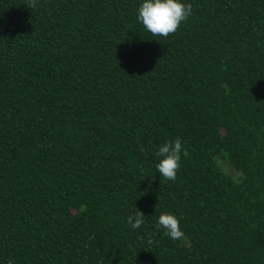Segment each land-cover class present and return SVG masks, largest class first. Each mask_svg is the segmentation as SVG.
Instances as JSON below:
<instances>
[{
    "label": "trees",
    "instance_id": "1",
    "mask_svg": "<svg viewBox=\"0 0 264 264\" xmlns=\"http://www.w3.org/2000/svg\"><path fill=\"white\" fill-rule=\"evenodd\" d=\"M181 2L0 0V264H264V0Z\"/></svg>",
    "mask_w": 264,
    "mask_h": 264
},
{
    "label": "clouds",
    "instance_id": "2",
    "mask_svg": "<svg viewBox=\"0 0 264 264\" xmlns=\"http://www.w3.org/2000/svg\"><path fill=\"white\" fill-rule=\"evenodd\" d=\"M36 4L37 0H29L28 7L35 8ZM191 14L192 5L182 3L181 0H143L137 19L153 35L167 38L170 34H175L181 23ZM182 152L185 157L188 155L179 137L162 144L156 152L158 157H162L156 168L166 181L176 180ZM144 216V213L138 210L134 216L127 218V222L133 229H137L144 223ZM157 227H162L165 235L173 240L184 238L180 220L173 214L160 215Z\"/></svg>",
    "mask_w": 264,
    "mask_h": 264
}]
</instances>
